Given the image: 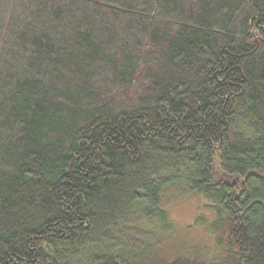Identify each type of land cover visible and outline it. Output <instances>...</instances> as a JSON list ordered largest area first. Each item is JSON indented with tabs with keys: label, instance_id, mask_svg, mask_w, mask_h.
<instances>
[{
	"label": "trees",
	"instance_id": "trees-1",
	"mask_svg": "<svg viewBox=\"0 0 264 264\" xmlns=\"http://www.w3.org/2000/svg\"><path fill=\"white\" fill-rule=\"evenodd\" d=\"M0 264H264V0H0Z\"/></svg>",
	"mask_w": 264,
	"mask_h": 264
},
{
	"label": "rangeland",
	"instance_id": "rangeland-1",
	"mask_svg": "<svg viewBox=\"0 0 264 264\" xmlns=\"http://www.w3.org/2000/svg\"><path fill=\"white\" fill-rule=\"evenodd\" d=\"M205 203L204 199L192 195L183 196L168 203V208L173 234L185 241L189 249L196 247L201 254L210 256L219 250L208 227L214 214Z\"/></svg>",
	"mask_w": 264,
	"mask_h": 264
}]
</instances>
